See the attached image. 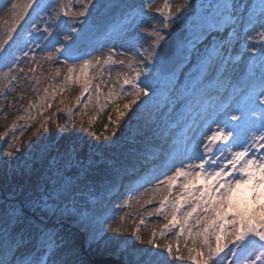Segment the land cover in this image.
Returning a JSON list of instances; mask_svg holds the SVG:
<instances>
[{
	"label": "snow or ice",
	"instance_id": "obj_1",
	"mask_svg": "<svg viewBox=\"0 0 264 264\" xmlns=\"http://www.w3.org/2000/svg\"><path fill=\"white\" fill-rule=\"evenodd\" d=\"M151 2L149 0L148 8L151 9ZM34 0H27V3L21 7L18 2L11 3L9 14L12 23L9 24L5 21L4 27L7 31L0 35V53H7L5 44L12 38L13 33L19 25V21L27 15V9L31 8ZM77 3L82 5L80 11L74 13L73 23L85 25L87 21L80 19L91 15L90 9L96 5L93 0H77ZM260 16L259 24L264 29V0H259ZM187 4L176 6L178 13L183 12ZM249 6L240 4L237 5L232 0H226L224 9L227 11L228 16L224 19H230L234 16L237 8L247 9ZM61 13L68 16V11L65 5L60 6ZM172 6L165 0L163 10L156 9L157 14L163 16V26L169 27L173 22L171 13ZM166 10V14H165ZM59 14H57V19ZM42 21L33 20L32 29L41 35L35 37L36 47L41 48V51H46L44 56L45 61L57 60L58 62H67L69 59L83 60L79 65L71 63L67 67V74L64 77L63 84L60 88L67 90L73 84H79L82 91L80 95L75 98V103L69 105L67 108L61 109L65 111L69 120L64 124L56 123V127L65 131L69 125L73 128L76 126L77 119L80 117L79 123L83 130L89 131L90 134L96 138L95 131H92L93 120H89L85 128L83 116L87 114L86 110L88 105L92 102L91 90L95 89L96 102L100 103V85L93 84L91 81L97 77H102L106 65L124 64V60L116 61L113 59V53L105 56H94L91 59H84L74 55V45L77 38L71 35L72 31L78 34L81 29H71L63 34L65 43L55 48V54L49 49V43H44L41 47L42 41H48V37L52 35V24L43 22L44 27L38 28L37 24ZM222 22V21H221ZM133 28H143L140 23L132 25ZM60 27L59 24L56 25ZM148 37H155V41L147 50L149 55L145 60L151 61L152 56L158 55L154 50L159 47V41L165 39L155 25L152 30L144 29ZM262 43H264V31L259 33ZM206 39L205 32H201L197 37V41ZM215 39V38H213ZM245 39L251 40V34H247ZM187 48L189 55H194L195 63L192 65L196 68L195 72H190L187 77V82L179 88H174V93H181L186 99L188 96H203L204 82L207 79L205 73L215 75L220 66L224 63V56L226 48L224 45H215L212 40L204 45V51L201 52L197 48V43L192 40L187 41ZM52 47H55L54 45ZM182 42L180 48H185ZM255 51V49H254ZM264 52V49H261ZM141 56L143 53L140 54ZM22 57H28L35 62V55L29 56V52H22ZM59 57H64V61H60ZM136 58L133 57V60ZM22 62L21 57H16L11 54L9 62L5 65L7 72L0 74V100L6 98V90L13 91L15 83L18 82L19 73L24 72V68L19 67ZM143 62V61H140ZM39 66V65H37ZM131 67V61L129 62ZM264 67V65H262ZM92 69L95 72L94 76L88 78H78L75 76L77 70L80 72V77H84L87 70ZM29 72L35 73L36 68L29 67ZM55 77L61 74L60 68L54 69ZM124 76L123 85H121L119 93H115L117 98H123L124 95H133L134 98L130 104H125L123 109L118 106L115 111L118 113L115 122L109 116V122L114 124L111 136H104L106 141H111L115 137L120 128V120L131 109V105L136 103L140 95L148 96L152 91L151 86L146 82H140V71L129 79L127 74L118 73ZM264 81V76H262ZM37 85L41 80L35 81ZM124 85H130L134 90L133 92H125ZM51 87V85H50ZM84 93H89L88 100L84 103L81 109L79 105L84 98ZM45 100L49 99L48 88L44 89ZM114 95L110 91L107 99L112 100ZM23 99V96L20 97ZM55 99V93L50 97ZM259 105H264V90L256 98ZM60 104L64 105L65 100L61 99ZM37 107V105L29 104V108ZM52 104L47 103V108H51ZM106 104L100 107V111ZM3 109L0 108V111ZM206 111V110H205ZM256 111L255 102L245 106L244 108L237 107L230 109L228 105H224L222 110L217 112L215 109L212 111V123L215 128L208 125L206 128L197 127L192 131V140L195 141L199 136L200 140L197 144V151L199 145L203 146V152L200 155L196 151L188 153L187 149L183 158L178 163L174 164L172 168L162 178H157L159 182L155 184L152 191L160 195L158 207L148 211V216L163 217L166 223L160 230L161 237L172 233L175 236V249L172 243L161 244L157 240V231L153 230L145 241L139 235V226L133 229L132 236L135 240L141 243H147L154 248L162 250L154 254L149 253L152 259L148 260L146 264H159L156 259L166 252L167 257L175 256L178 260L185 259L180 247V238L186 237L184 240V249L187 251V259L192 261L193 264H224L225 257L221 254L229 245L233 247L230 249L231 255L236 256L237 249L240 255L251 256L252 253L258 252L254 259H248L245 256L244 264H257L258 261L264 262V204L259 206V213L254 215L246 214H232L229 216L224 207L227 199L231 196L232 192L241 185H251L253 190V199L257 198L256 189H260L264 194V108H261V116L257 120L249 121L248 113ZM43 115V112H39ZM23 119V117H18ZM258 123V127H256ZM15 124H13V128ZM109 125H105L107 130ZM243 129V134L238 132V129ZM43 129L48 132V122L45 121L37 129V133ZM249 133L251 135L249 136ZM7 133L0 134V139L6 136ZM75 135V133H72ZM19 137H13L12 143H8V147L3 150V156L13 157L14 151L19 152L20 148L16 145ZM250 141V142H249ZM7 142V141H6ZM85 164L84 160L78 157V149L72 147L66 150L62 155L53 157L51 160L46 161V171L41 172L37 181L32 184L30 195L17 196L15 193L12 199L3 206V211L0 212V235L6 236L7 240L0 243V264H84L82 259V252L75 245L67 242L64 237L59 236V233L54 229H49L47 222L51 221L54 217L58 219L71 218L78 227L85 231L88 235V243L91 246L97 243L103 237L102 225L107 222V219L101 222V229L98 231L95 228L89 229V218L86 214H80L68 209L66 201L74 198V194L78 191L81 174H86L90 165ZM5 165L9 161H3ZM31 169H27L30 172ZM197 179H202L206 183L201 186L193 187ZM151 183V182H149ZM143 194V193H142ZM134 197L128 195L125 200L124 206L127 207ZM139 201V197H136ZM153 199L145 201V204H152ZM124 218L121 217V223ZM140 225H144L145 221L140 219ZM230 225V227H225ZM110 228L111 224L108 225ZM175 229V231H173ZM114 232L119 233V227L112 229ZM33 233L36 234V251L31 254H24L23 249L27 243L32 239ZM215 238V244L211 242ZM189 241L191 246H189ZM170 264V262H169ZM227 264H234L228 261Z\"/></svg>",
	"mask_w": 264,
	"mask_h": 264
},
{
	"label": "rangeland",
	"instance_id": "obj_2",
	"mask_svg": "<svg viewBox=\"0 0 264 264\" xmlns=\"http://www.w3.org/2000/svg\"><path fill=\"white\" fill-rule=\"evenodd\" d=\"M200 1V2H199ZM248 0H234L233 3L240 5H248ZM14 0H3V2L0 1V35H3L4 32L7 31V28L4 27L5 21H7L9 24L12 23L11 16L9 14V8L11 7V3H13ZM15 2H18L21 7L27 3V0H15ZM162 0H157V2H154L153 6L157 7L159 3H161ZM198 2L201 3L203 0H174V7L171 9L172 17L175 19L176 22L170 24L169 27H164L163 24L159 23L155 18H152L149 20L150 26H148L147 21L146 25L141 28V30L144 31L145 28L150 30L151 24L154 22L153 25H155L156 29L161 32V34L167 39L174 31L180 30L185 28L186 29V38L190 37H197L199 34H201L202 27L200 15H209L211 18H213L214 15L208 14L206 11L199 10ZM207 2V0H205ZM204 2V3H205ZM187 4V7L184 8L183 12L178 13L176 10L177 5L181 4ZM209 3V2H207ZM211 3V2H210ZM209 3V4H210ZM67 4L72 6V12L76 13L75 3L74 0H55L50 6L46 8V11H43L41 14H39L38 21H42L41 23L37 24L38 28H43L44 23L43 22H49L52 24V35L48 37V41H42L41 47L44 43H49V49L55 54V48L61 47L65 42L63 40V34L68 32V30L71 29H80V27L76 28L77 26L75 23H73L74 15H72V12L68 11V16L63 17H57V14L61 13L60 6L65 5L67 7ZM209 6V5H205ZM211 6V5H210ZM81 7V6H80ZM79 7V8H80ZM31 8L27 9V13L29 12ZM208 9V8H207ZM41 12V11H38ZM260 13L256 14L255 16L251 17L247 14V10L237 8L234 16L232 17L233 20L228 26H222L221 30L214 29L209 30V34H206V39H202L201 43L198 44L197 48L199 50H204V45L208 43V40H212V43H220V45H224L226 48V54L224 56V63L220 66L219 71L215 75H210L211 77H214L217 79V81H226L225 87H223L222 91L226 90L227 87H230L231 89L226 92L227 95L223 98H228L230 102L228 105L230 109H235L237 107L244 108L245 106L251 104L252 102H255V107L261 106L259 105L258 100L255 98L253 101H247L245 104L240 103L238 100L240 98V95H236L235 98L228 97V94H231L232 97L234 96L233 87L239 85L240 81H247L249 78H254L255 76L258 77L259 75L263 74L264 67V52L261 51V49H264V43H262V39L259 35L261 31H264L260 27L259 24V15ZM259 15V16H258ZM25 18V16H24ZM27 19V18H26ZM23 20V19H22ZM20 20V21H22ZM19 21V22H20ZM33 23V22H32ZM59 24L60 27L57 28L56 25ZM152 25V26H153ZM215 26V25H214ZM216 27V26H215ZM201 29V30H200ZM151 31V30H150ZM35 35H32L31 37H37L38 35H41V33H38L34 31ZM82 32V31H81ZM251 34L253 39L248 40L245 39L247 34ZM71 35L73 37H80V33L78 34L76 31H72ZM215 38V39H213ZM32 45H31V52L29 51V47L25 52H29V56L35 55L36 60L33 62L28 57H21L22 62L20 63L19 67L24 68L23 73H19L17 71L18 75V82L14 85V92L9 96V104L7 106V109L4 110L3 116L8 117L12 113H14L16 110H20L21 106L28 103L29 99H34L35 95L41 92V89L43 90L45 86L49 85H55L57 82H62L64 80L65 75L67 74V67L66 63L64 62H58L57 60L53 61H45L44 56L46 54V51H41V48L36 47L35 39L30 38ZM155 37H148L146 39V47L145 49H149V47L153 44L155 41ZM163 39V40H165ZM184 40L179 43V46L176 50L177 54H180L183 52L184 49L180 48V44ZM78 41V40H77ZM162 41V40H161ZM55 47H52V46ZM120 50H123L125 52H119L117 48ZM126 45L122 41L118 42L116 46H112L111 51L117 52L115 53L116 61L124 60V68L123 65H119L118 68L114 69L111 74L108 75V77L103 78L102 81H107L106 84H101L100 89L101 92L109 93L110 91H113L114 93L119 91L120 86L123 85L124 76L120 75L118 77V73L121 74H127L128 70L127 68H131L130 71H136V63L138 60H133V58L128 59L126 58L127 52L125 50ZM255 49V51H254ZM106 50V49H105ZM115 50V51H114ZM147 50H141L142 55V61L145 57L149 55V52ZM140 53V54H141ZM126 54V55H124ZM96 55V54H95ZM99 55V56H103ZM94 57V56H93ZM188 61L191 63L195 62L194 55H189ZM64 57H59L60 61L63 60ZM114 59V58H113ZM153 59V56L151 60ZM230 59V60H229ZM115 60V59H114ZM131 61V67H129V62ZM148 61V60H145ZM144 62V61H143ZM135 63V64H134ZM39 65V66H37ZM29 67L36 68L35 73H31L28 71ZM189 66L186 64V68ZM60 68L61 74L59 77H55L54 69ZM106 68V66H105ZM104 68V69H105ZM183 69V68H182ZM181 69V70H182ZM92 69H89L86 71V74H89L90 76H93L95 72H92ZM104 72V71H103ZM248 72H250L248 74ZM78 74V71L75 73V75ZM85 74V75H86ZM209 76V77H210ZM208 77V78H209ZM87 78V76L82 77V79ZM39 79L41 80V83L37 85L35 81ZM210 79V78H209ZM227 80H229V84L227 83ZM75 89L74 84L71 86ZM79 87V86H78ZM70 88V87H69ZM81 90V89H79ZM92 94L94 92H91ZM220 94V93H219ZM17 95V96H16ZM223 95V94H222ZM23 96V99H20V97ZM94 96V95H92ZM221 98H218L220 100ZM198 106L194 103H189L187 99L184 97L178 98L173 90L170 94H168L164 100V106L156 113L154 120L149 122V126L151 129L156 130L161 125L165 126L168 129V133L170 138L174 137L175 132L178 130V127H182V124L185 123H192L187 127V132H185V135L182 136L181 144L177 148V152L173 153V156L170 157L169 152L177 146L174 144H169L167 140L164 141H158V145L162 147L163 155L160 159L161 162L156 160L153 163V173L149 177L150 179L146 182H144V185H141L140 187H135L130 192H125L122 194H118L115 197V200L113 203H115V210L110 213L109 220L104 224L102 231H103V237L100 239L97 243H93L91 246L89 244L85 243L84 247H81V243L83 241L82 237L80 235H77L75 237L66 238V241L75 245L77 248H79L82 252V257L84 260H90L93 261L94 259L100 258V252L99 249L102 247L101 245L103 243H106L107 245L116 246V252L114 256H104V258H113L115 261L122 262L124 264H135L132 261L131 253H135L139 250L143 251L144 249H147L149 253L154 254L158 251H162L159 249L154 248L152 245H148L147 243H141L140 241H137L132 236V231L134 228L139 226V235L146 241L148 237L150 236L151 232L153 230L157 231V240L159 243H172L175 249V236L172 235V233H169L168 235L161 237L160 230L163 228L164 223L166 221L164 218L157 217V216H148L147 212L155 209L158 207L160 195L155 194L152 189L155 187V184L159 182L157 179L162 178L166 173L169 172V170L172 168V166L178 161L183 158L185 154V150L187 149L188 153H192L193 151H196L197 155L202 154L203 152V146L199 145L201 149H198L197 151V144L199 143L200 137L197 136L196 140H192V131L190 129L194 130L197 127L200 128H206L208 125H211L213 128H215V124H212V116L208 118V116L200 117L196 111H194ZM220 111L222 110L221 106L218 108ZM193 112V113H192ZM197 113V114H196ZM249 121L257 120L260 117V113H257V110L254 113H248ZM206 119V121H205ZM168 128V126H170ZM258 123L256 127H258ZM191 127V128H190ZM251 133H249V136ZM250 142V141H249ZM146 169V167H145ZM106 177L107 179L113 180L112 177L106 176V174L101 173V177ZM99 177L95 175V177L87 178L86 181L89 183L90 181L97 180ZM115 183V179L113 180ZM151 182V183H149ZM206 182L202 179H197L195 183L191 186H201L204 185ZM92 191L90 192L93 197H97V194L93 192L92 185L83 183L81 186V189H79V194H85L86 191ZM256 195L257 198L253 199V190L251 185H241L240 187L236 188L231 196L227 199L226 205L224 207V211L227 212L229 216L232 214H246V215H254L259 213V206L261 204H264V194L261 193L260 189H256ZM143 193V194H142ZM128 195H132L134 198L130 201L129 205L127 207L124 206L125 200L127 199ZM85 196L90 197L89 194H86ZM78 197L77 202L85 204V201L87 198ZM136 197H139V201L136 199ZM153 199L154 202L152 204H145V201ZM87 207V206H86ZM106 208H103L105 210ZM242 211V212H241ZM121 217L124 218L123 223H121ZM140 219H143L145 221L144 225H140L139 221ZM111 224V228L108 226ZM119 227L121 231L119 233L114 232L112 229ZM225 227H230V225H225ZM175 231V229H173ZM186 237L180 238V247L182 250L183 255L185 256V259L187 257V251L184 249V240ZM212 244H215V238L213 237L211 239ZM189 246H191V242L189 241ZM232 245H229V248H226L225 251L221 254L225 257L224 264H227L228 261L234 262V264H244L245 255L239 254V249H237V255L233 256L231 255L230 249L232 248ZM110 253V252H108ZM257 252L253 253L251 256H247L248 259H254ZM111 254V253H110ZM167 256L166 252L163 253L161 258ZM152 257V256H151ZM176 257L173 256L170 258V264H174V259ZM89 262V261H88ZM87 262V263H88ZM142 264V263H140ZM257 264H264V262L258 261Z\"/></svg>",
	"mask_w": 264,
	"mask_h": 264
},
{
	"label": "trees",
	"instance_id": "obj_3",
	"mask_svg": "<svg viewBox=\"0 0 264 264\" xmlns=\"http://www.w3.org/2000/svg\"><path fill=\"white\" fill-rule=\"evenodd\" d=\"M138 0H93L96 7L93 11L89 10L92 17L97 21L106 18L114 11H118L123 3L136 2ZM201 10L210 12L211 8L206 10L205 3H201ZM227 12V11H226ZM219 16V15H218ZM78 41L74 46L82 45V39L79 37ZM219 46V45H218ZM143 48V47H142ZM141 52V51H140ZM136 60H140L137 55H134ZM143 69V68H142ZM128 69L127 75L129 79L136 74V71H130ZM78 74L75 75L80 77L79 70ZM140 82L146 81L153 89V81L155 80L154 69L141 70ZM86 76V75H85ZM89 77V76H88ZM62 82H57L49 89V99L45 100L44 91L37 95L34 101L29 102L26 107L16 114L13 118L8 121L0 119V134L7 133L2 139H0V212L3 211V206L12 199L13 193L17 196L30 195L32 190V184L35 183L41 174L46 171V161L51 160L53 157L62 155L66 150L76 147L78 149V157L84 160L85 164L89 163V157H91V165L86 174H81L80 183L85 182L87 178L95 177L99 173H104L106 176L117 177L119 180L127 174L130 168H138L139 162H150L154 160L160 151L157 145V138L160 135L165 134L163 129L153 130L150 129V115L149 109L151 107L148 96L140 95L136 100L135 104L131 105V109L127 111V114L120 120V128L117 131L115 137H112L114 141H106L104 136H111L114 124L109 122V116L112 117V121L115 122L118 113L115 111L117 106L123 109L125 104H130L133 100V95H124L123 98H117L115 92L112 100H108V94L100 92V103L96 102V93L92 96V102L88 105L86 110L87 114L83 116L85 128L87 127L88 121L93 120L92 131H95L100 139L94 138L89 131H85L81 128L78 122L80 117H76L77 123L73 128L71 125L61 132L56 127V123L64 124L65 121L69 120V116L65 111L61 109L67 108L69 105L75 103V98L80 95L82 89L79 84H74L75 89L70 87L67 90L60 88ZM79 86V87H78ZM81 89V90H79ZM134 90L129 89L125 92H133ZM55 93V99L50 97ZM93 95V94H92ZM64 99L65 104L61 105L60 100ZM146 99L148 103V109L145 105L139 104L140 100ZM88 98H83L79 108L84 107V103ZM52 104L51 108H47V103ZM37 105V107L29 108V104ZM103 111H100V107L105 105ZM39 112H43V115H39ZM23 117V119H18ZM45 121L48 122V132H44L43 129L37 133V129ZM13 124L15 127L13 128ZM105 125H109L108 129L105 130ZM75 133V135H72ZM13 137H19L16 141V145L20 148L19 152L14 151L13 157L9 158L3 156V150L8 147V143H12ZM7 141V142H6ZM3 161H9L7 165ZM27 169H31L30 172L26 173ZM94 180L91 181L93 192L97 194V198L93 197L90 193L92 191H86L90 197L87 198V208H81L80 204L76 202L79 196L78 191L74 194V198L66 201L68 209L71 211L78 212L80 214H86L89 218V229L95 228L96 230L101 229V222L105 221L104 218L112 210H103L105 200L102 198L106 190L109 189L111 181L105 179L104 181ZM109 181V182H107ZM78 185V189L80 187ZM112 191V190H111ZM108 193V194H109ZM96 199V200H95ZM78 205V206H77ZM105 223H103L102 228ZM49 229H54L59 233L61 237H75L80 235L86 244L88 243V235L80 227L74 223L71 218L58 219L53 218L47 222ZM7 240L6 236L0 235V243H4ZM36 234L33 233L32 239L27 243L23 249L24 254H31L36 251ZM100 247V257L114 256L116 246L114 244L107 245L103 243ZM84 247V246H83ZM110 252V253H108ZM132 261L135 264H146V262L152 257L149 255L147 249L143 251L139 250L135 253H131ZM84 260V258L82 257ZM159 264H169L170 258L167 256L156 258ZM87 260H84V264H87ZM174 264H193L192 261L186 259L178 260L175 258Z\"/></svg>",
	"mask_w": 264,
	"mask_h": 264
},
{
	"label": "water",
	"instance_id": "obj_4",
	"mask_svg": "<svg viewBox=\"0 0 264 264\" xmlns=\"http://www.w3.org/2000/svg\"><path fill=\"white\" fill-rule=\"evenodd\" d=\"M184 31L176 32L173 34V36L159 44V47L156 48V59L158 66L160 68V71L162 73H166L171 71L177 62L179 61V58L174 56L173 53L177 47L178 42L183 38ZM93 264H122L119 262H116L113 259H106V258H97L93 260Z\"/></svg>",
	"mask_w": 264,
	"mask_h": 264
},
{
	"label": "bare ground",
	"instance_id": "obj_5",
	"mask_svg": "<svg viewBox=\"0 0 264 264\" xmlns=\"http://www.w3.org/2000/svg\"><path fill=\"white\" fill-rule=\"evenodd\" d=\"M102 29H103V28H102ZM196 43H197V44H200V43H201V40L197 41ZM93 50H94V49H92V48L89 47V46H88L87 48L84 49L85 52H91V51H93ZM199 149H201V147H199Z\"/></svg>",
	"mask_w": 264,
	"mask_h": 264
}]
</instances>
